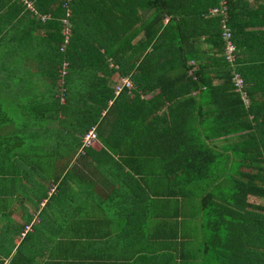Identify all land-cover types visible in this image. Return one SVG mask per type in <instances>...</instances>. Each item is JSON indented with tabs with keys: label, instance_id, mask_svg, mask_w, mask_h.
<instances>
[{
	"label": "trees",
	"instance_id": "16d2710c",
	"mask_svg": "<svg viewBox=\"0 0 264 264\" xmlns=\"http://www.w3.org/2000/svg\"><path fill=\"white\" fill-rule=\"evenodd\" d=\"M23 1L0 0L10 21L0 47L4 40L11 51L0 60V95L3 85L10 90L0 96H10L0 107L11 100L23 103V146L64 145L65 155L55 157L66 164L90 157L100 164L119 165L120 158L132 167L155 166L160 171L152 181L160 191L151 190L152 197L179 198L183 219L177 224L202 230L199 248L206 264H264V200L248 199H264V139L259 136H264V30L250 26L259 11L248 0H226L225 16L208 11L221 0H178L176 9L175 0ZM223 16L233 59L225 56L218 83H205L200 75L207 50L193 45L197 32L213 25L217 45L224 47ZM64 18L69 21L66 43ZM36 27L45 31L33 37ZM32 39L37 49L24 52L22 68L16 58L23 55L19 45L29 47ZM235 74L242 78L247 101L235 88ZM123 77L131 86L116 92ZM197 89V95L190 94ZM152 91L150 97H140ZM204 96L213 107L203 108L206 100L199 99ZM197 113L206 120L197 123ZM91 126L101 151L86 146L78 154ZM9 139L0 136L2 142ZM43 148L40 156H46ZM118 149L115 158L111 153ZM244 160L251 168L246 173L240 169ZM143 206L151 215L164 211ZM167 209L168 216L178 212Z\"/></svg>",
	"mask_w": 264,
	"mask_h": 264
},
{
	"label": "crops",
	"instance_id": "0c3cea01",
	"mask_svg": "<svg viewBox=\"0 0 264 264\" xmlns=\"http://www.w3.org/2000/svg\"><path fill=\"white\" fill-rule=\"evenodd\" d=\"M177 3L175 0L174 9ZM248 3L259 11L255 23L250 26L264 30V0H248ZM6 9L7 5L1 3L0 23L6 25L0 31V37L4 35L5 38L7 26H10ZM191 26H195L194 20ZM214 30L213 25L202 28L193 45L194 49L207 50L203 54L206 65L200 75L205 83H218L226 63L224 47L217 45L220 39ZM44 31V28L36 27L30 35L34 37ZM3 42L1 61L8 59L7 53L11 52L6 41ZM29 43V47L20 44L23 55H16L22 68L27 51L31 54L37 49L36 39L29 40ZM20 58L23 59L19 61ZM188 62L196 65L193 60ZM30 65L33 70L35 65ZM9 91L3 85L0 96ZM16 91L19 92L18 88ZM198 92L199 89L192 90L190 94L197 95ZM153 93H144L140 97L146 99ZM7 99L10 96L0 99V103ZM209 99L208 96L199 99L206 100L204 109L213 107ZM11 103L8 101L0 107V136L10 137L9 142L0 141V154L4 157L0 158V264H206V256L199 248L202 230L186 229L177 224L183 219L179 198L152 197V191H160V186L155 187L152 181L159 175L157 167L125 164L117 158L121 153L119 149L117 154H111L120 164L110 165L94 162L90 157L66 164L65 159L60 161L55 157L56 154L65 155L64 145L61 149H54L47 143L43 148L35 142L33 146L24 147L22 123L27 117L22 110L23 103L16 100ZM132 103L137 105L136 101ZM194 118L197 123L206 120L198 113ZM259 136L264 139L262 133ZM96 141L98 145L92 147L100 152L102 142L98 137ZM117 144L122 146V143ZM40 148L47 152L46 156L39 155ZM82 153L84 149L78 154ZM242 165L240 169L245 173L251 169L246 160ZM144 204L149 209L164 211L151 215ZM167 208L178 212L165 215ZM191 217L194 221L198 219L195 208ZM29 222L30 229L22 233L24 225Z\"/></svg>",
	"mask_w": 264,
	"mask_h": 264
},
{
	"label": "built area",
	"instance_id": "2783aa9c",
	"mask_svg": "<svg viewBox=\"0 0 264 264\" xmlns=\"http://www.w3.org/2000/svg\"><path fill=\"white\" fill-rule=\"evenodd\" d=\"M210 11L212 13H215V12H219V13H222L224 16H225V13H226V0H222L221 1V4L219 7H212L210 8ZM224 16L222 18V27L224 28V30L222 31V37L224 39V53H225V56L228 60H232L233 59V50H234V45H233V42L230 38V32H229V29L228 27L226 26V24L223 22L224 20ZM44 16H42V19H43ZM64 21V29H63V33L65 34V39H64V43H66L68 40H67V35H68V32H69V28L67 26V19H63ZM64 43L62 44V47L64 46ZM61 74L64 73V69H61L60 70ZM234 83H235V88L237 90H239L241 93H242V98H244L245 100L246 97H245V94L244 92H242V78L239 77L238 74H235L234 75ZM58 84L60 86V88L63 90L64 87L62 85V79H58ZM125 85V86H131V80L127 77H123L121 78V83L120 84H116L115 85V91H119L121 89V87ZM97 139V135H96V130H95V126H91L82 136V139H81V144L78 148V152H82L84 147L86 146H91L93 145L94 141H96ZM31 225L30 223H27L26 225H24L23 227V231L22 233H25L28 229H30Z\"/></svg>",
	"mask_w": 264,
	"mask_h": 264
},
{
	"label": "rangeland",
	"instance_id": "374dc122",
	"mask_svg": "<svg viewBox=\"0 0 264 264\" xmlns=\"http://www.w3.org/2000/svg\"><path fill=\"white\" fill-rule=\"evenodd\" d=\"M117 84H119V82H118ZM115 85H116V84H115ZM93 145L97 146V145H98V144H97V141H94ZM91 146H92V145H91ZM201 190H202V189L200 188V191H199V189H198L197 192H201ZM248 199H249V200H252V201H261V200H259V198H256V199H255V198L252 197V196H249ZM207 258H208V255H207ZM209 259H211V258H209Z\"/></svg>",
	"mask_w": 264,
	"mask_h": 264
}]
</instances>
